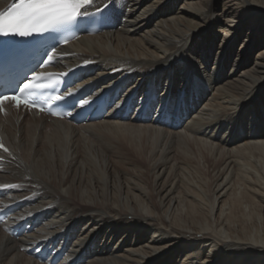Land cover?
Returning a JSON list of instances; mask_svg holds the SVG:
<instances>
[{
  "label": "bare ground",
  "instance_id": "obj_1",
  "mask_svg": "<svg viewBox=\"0 0 264 264\" xmlns=\"http://www.w3.org/2000/svg\"><path fill=\"white\" fill-rule=\"evenodd\" d=\"M106 7V32L56 65H85L92 95L111 90L106 115H0V210L17 203L0 264H47L33 257L45 247L62 248L56 264H264V0L90 11Z\"/></svg>",
  "mask_w": 264,
  "mask_h": 264
},
{
  "label": "snow or ice",
  "instance_id": "obj_2",
  "mask_svg": "<svg viewBox=\"0 0 264 264\" xmlns=\"http://www.w3.org/2000/svg\"><path fill=\"white\" fill-rule=\"evenodd\" d=\"M94 4L95 0H18L7 12H0V36L29 37L71 25L79 18L91 15L90 9ZM64 43L68 41L65 40ZM47 58L51 60L52 56L48 54ZM33 79L40 81V77H33ZM43 86L51 87V85ZM34 91L31 82L23 83L17 91L19 96L15 94L17 92L12 95H0V106L8 100L14 101L17 105L25 103L28 106H36V100L32 98ZM48 99L49 101L59 100L60 96L56 95ZM85 103L88 102L85 101ZM49 113L57 115L51 109ZM0 149L8 152L3 144H0Z\"/></svg>",
  "mask_w": 264,
  "mask_h": 264
},
{
  "label": "rangeland",
  "instance_id": "obj_3",
  "mask_svg": "<svg viewBox=\"0 0 264 264\" xmlns=\"http://www.w3.org/2000/svg\"><path fill=\"white\" fill-rule=\"evenodd\" d=\"M220 8H221V6H220V3L218 2L217 5L215 6V12L218 13V11H220ZM242 40H243V39H242ZM242 40H241V41H242ZM107 108L109 109L110 106L107 105ZM106 113H107V112H106ZM106 113H105V115H106ZM133 113H134V109L132 108V110H129V112H127V115L132 116ZM103 115H104V114H103ZM43 263H45V262H43Z\"/></svg>",
  "mask_w": 264,
  "mask_h": 264
}]
</instances>
